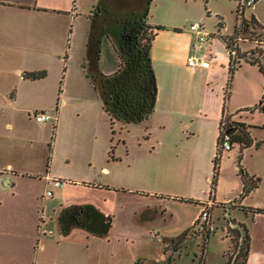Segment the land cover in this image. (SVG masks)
<instances>
[{
  "label": "rangeland",
  "instance_id": "obj_1",
  "mask_svg": "<svg viewBox=\"0 0 264 264\" xmlns=\"http://www.w3.org/2000/svg\"><path fill=\"white\" fill-rule=\"evenodd\" d=\"M98 2L99 0H77V11L79 13L87 12L92 5H96ZM100 5L103 12L96 15L101 19L100 21L97 19V22L102 23V19H105L103 20L104 29L109 30V38L102 36L100 56L97 62L95 43L90 41L91 36L90 38L87 36L86 29L89 21L84 14H78L74 26L70 22L67 25L64 23L61 25V21L54 22L46 19L42 29L32 26L28 17L13 16L11 19L6 18L7 31H10L7 34L4 33L3 20L5 19L0 18V53L14 54L8 62V66L25 68V66L39 63L42 66L40 69L47 71V76L38 80L37 83L26 80L21 82L15 74H12L11 80L15 85L7 91L8 95H0V148L11 143L25 151V159H27L25 166L34 174V178H24L20 185L15 187L18 197L16 200L24 201L25 207L22 210H27L26 215L30 213L31 220L32 210H36L38 205L40 206L42 199H44L48 210L52 209L53 205H57L56 202L62 195L67 200L72 198L101 199L104 191L86 185L85 182H80L83 180L82 176L92 182H104L107 177L113 178L115 183L122 184L119 187L125 188L135 186L133 185L136 184L135 181L137 184L139 183L140 179H134V175L136 177H138L137 175L144 176V184L148 187L156 188L162 192H173L168 194L171 197L168 196L169 198L166 200L163 198V201L173 209L176 215L172 217L169 215L160 216L157 213L153 223L155 231L164 237L163 242H168V245L171 239L187 232L186 243L182 246L181 252L182 257L189 261L194 253L201 251L202 244H204L201 237L195 239V235L192 234L193 228L190 225V220L197 213L200 205L194 202H182L173 197L176 195L186 196L189 193L200 196L207 194L206 183L193 182V153L184 148H166L162 145L146 156L145 164H135V160L132 158L139 156L137 154L141 150L138 147V138L145 126L138 122H131L125 126L122 121H115L114 133L109 135L112 138L110 145L113 149L112 154L122 157V160L108 164L109 174L100 169V164L91 163L88 155L96 146V142L99 141L96 136L104 133L106 129L110 131L111 128L102 109L103 101L100 92L92 87L85 73H94L89 67L90 55L94 58V64L98 65V61H100L101 66L102 64L105 66L107 71L103 70V72L111 73L116 69L117 57L112 42L116 43L117 32L122 27V22L138 20L146 14L147 19L152 22L177 24L183 31L191 30L190 24L199 21L204 31L212 33V36H216L218 33L216 37H219L220 34L232 35L238 16L239 0H149L148 3L147 0H102ZM146 10L147 13H145ZM250 12L257 14L262 19V23H260L262 27L251 28L252 32L247 29L241 33L240 38L236 41L237 46L241 51L259 46L264 52V43L259 44L256 39V35L260 31L264 36V0H255L244 8L246 18L253 14ZM150 31L147 28L148 34ZM192 34L194 33L192 32ZM208 47L203 43L199 50L205 53ZM57 54L60 56L57 57ZM83 62L85 71L82 69ZM236 68L237 72L235 71L233 74L229 98L231 97V104L252 101L251 106L241 107L237 113L249 125L248 129L256 140L243 147L239 142H235L231 149L222 151L217 164V174L215 175L217 182L213 192V196L218 201L230 195L238 185L241 187L237 163L247 170H256L260 173L259 176H262L261 188L264 192V110L256 106L262 97L264 74L258 64L244 60H240V64ZM3 82L4 80H0V94L6 92L2 87ZM59 83L62 85L59 86ZM58 87H61L60 93ZM16 91H21V96L14 100L11 97ZM33 94L37 100L31 98ZM2 100H7V104L1 102ZM62 100L63 103H61ZM35 110H46L53 117L46 121H38L33 115ZM56 112L61 119L59 125L55 120ZM7 121L11 123L10 127L5 126ZM53 124H55V131ZM128 152L131 156L129 159L125 158V154ZM46 172L50 174L47 177L55 176L66 179L65 183H68L66 191L62 193V189H60L62 184L55 185L52 179L49 180L47 177L45 179ZM84 173L89 175L85 176ZM147 176L149 177L146 178ZM211 176H214V173H211ZM67 179L77 182L71 184ZM109 192L116 193L113 194L115 196L112 200L107 202L108 206L110 205V210L115 211V213L113 212L112 230L115 233L123 229L125 216L130 214L128 210L138 206L141 200L134 198L137 196H130L127 193L114 192L113 190H109ZM203 204L208 205V212L211 213L212 207L207 202ZM233 205V203L219 204L228 211ZM7 211L3 210V214ZM215 211V222L212 221L214 225L217 224L219 230L217 229L209 237V264L220 263L217 254L214 253L216 249L215 233L220 232L221 224L232 228L236 222L229 216V213L222 215L219 208ZM242 215L240 211L236 210L232 217L238 219ZM133 249L139 257L147 255L148 264H157L161 257L159 247L154 250L152 244L150 246L148 243L142 242L140 246H135ZM47 251L46 248V254ZM127 259L126 255L123 264H126ZM117 262L120 264V258ZM45 264H48V261H45ZM136 264L145 263L138 260Z\"/></svg>",
  "mask_w": 264,
  "mask_h": 264
},
{
  "label": "crops",
  "instance_id": "obj_2",
  "mask_svg": "<svg viewBox=\"0 0 264 264\" xmlns=\"http://www.w3.org/2000/svg\"><path fill=\"white\" fill-rule=\"evenodd\" d=\"M100 2L101 0L96 5L100 4ZM76 4L77 0H0V18L5 19L3 20L4 33L10 32L7 31L6 18L11 19L13 16L28 17L32 26L42 29L46 19L54 22L61 21V25L63 23L67 25L70 22L74 26L78 14H84L85 18L89 21L86 29L87 36L90 38L91 33L95 35V37H91L90 41L95 43V51L98 49L97 53H95L97 62L100 56L102 36L109 38V30H105V33L102 32L105 26L103 20L105 19H102V23L97 22L99 17H96V15L102 13L103 9L99 12L95 11L96 14L94 15L92 10L96 5H92L87 12L79 13ZM254 16L262 23V19L257 14H254ZM148 21L151 24H161L159 22ZM163 25H165V28L159 29L155 33L150 48V56L157 85L156 100L153 109L148 113L147 117L138 122L139 124H143L145 129L140 133V137L138 138V147L141 150L137 154L139 156L132 159L135 160V164H145L146 156L162 145L166 148H184L186 151L193 153V182L198 184L206 183V189L208 190L209 188V190L208 192L206 190L207 194H203L202 196L189 193L186 196L176 195L173 197L182 202H194L200 205L197 213L190 220L191 227L201 212V202L212 203L210 205L212 207L210 219L213 229L210 231L209 237L218 229L217 224L215 223L214 225L213 221L215 222V210L219 208L222 211V215L229 213V216L235 219L236 222L246 225L250 236L247 264H264V213L253 211V207H264V192L261 188L260 182L262 176H259L260 173L256 170H247L245 168L249 174L258 176L260 180L255 188L243 196H240L242 180L238 175L241 187L238 185L230 195L221 201L215 199L214 196L209 197V179H211V173H213V158L217 149L220 119L225 112L229 113L232 119L246 123L242 117H239L237 111L241 107L251 106L252 101L231 104V97L229 98L231 87L229 96L226 99L224 98L225 86L228 79L230 51L224 41L220 37H216L219 33L216 36H212L211 33L208 41H202L197 47H193L192 44L196 39L194 31H192L194 34L189 29L183 31L177 24L163 23ZM98 37L99 41H97ZM203 43L209 46L205 53L199 50ZM114 45L115 43L112 42L115 50ZM208 51L211 53L210 63L207 67L187 64L186 57L190 52L203 55L207 54ZM115 53L118 64L116 50ZM12 54L0 53V80H4L2 87L6 90V92L0 94L1 96L8 95L7 91L15 85L11 80L12 74H15L21 82L26 80L27 82L36 83L47 76V71L44 76L39 78L26 76L27 71L42 68L39 63L25 66V68L9 67L8 62L14 56ZM57 55V57L60 56V54ZM63 58L65 59V56ZM90 58L89 67L94 73L98 71L103 72L106 69L103 64L101 66L100 61H98L97 65L96 63L94 64V58L91 55ZM84 66L83 62V70L85 69ZM235 71L237 72V68H235L234 73ZM85 76L94 88L88 74L85 73ZM233 78L234 76H232L231 83ZM61 85L59 83V86ZM58 88V92L60 93L61 87ZM59 93L57 94L59 95ZM20 96L21 91H16L11 98L17 100ZM31 98L36 99L34 94L31 95ZM1 102L7 104L8 101L2 100ZM61 103H63V100ZM102 109L108 123L109 115L103 106ZM55 120L58 121L57 124L59 125L61 119L60 115H57V112ZM5 126L10 127L11 123L7 121ZM53 126L55 131V124ZM110 131L106 129L104 133L96 136V139L99 141L96 142V146L88 155L91 163L100 164V169L105 170L106 174H109L108 171H110L108 164L122 160V157L112 154L113 149L110 145L112 138L109 136L112 132ZM252 138L253 142H255L256 138ZM125 156L127 159L131 158L130 152L126 153ZM25 157L26 152L20 150L19 147L13 146L11 143L0 148V264H45V261H48V264H118L117 260L119 258L120 264H123L126 255L128 256L126 264H136L138 260H142L143 263L148 264V256L139 257L133 249L135 246H140L142 242L148 243L150 246L152 244L154 250H157L159 247L161 257H159L157 264H162L167 258L173 259L171 264H197L200 257L204 264H209V238L204 246H202L201 251L194 253V256L189 261L182 257V247L176 251L168 249L164 252V248L168 242L164 243V237L158 231H155L153 221L157 213L160 216L169 215L172 217L176 215L173 209L168 207L166 202L163 201V198L166 200L171 197L168 194L173 192H162L156 188L148 187L144 184L145 177H141L140 175H137L138 177L136 175L133 176L136 180L140 179L138 180V184L135 181L134 183L136 184H133L135 186H128L126 188L119 187L122 184L115 183L113 178L107 177L104 182H92L82 176L83 180L80 182H85L87 183L86 185L104 191L101 199L80 200L72 198L71 200H67L62 195L57 200V205H53L50 210L46 209V203L42 199L40 206L38 205L36 210H32V219L30 220V213L26 215L27 210H22L25 207L24 201L21 199L16 200L18 197L15 193V187L19 186L24 178H34L33 172L25 166L27 161ZM88 175L86 174L85 176ZM47 176H50V174L46 172L45 179ZM62 180L60 189H62L63 193L66 191L68 183H65L66 179ZM67 181L69 180L67 179ZM69 182L74 184L77 181L70 180ZM109 190L137 196L134 198L141 200L138 206H135L132 210H128L130 214L129 216L126 214L127 217L125 216L123 229L115 233L112 232L113 214L115 211L110 210V205L108 206L107 202L111 201L113 196H115L113 194L116 193L111 194ZM229 201H232L234 204L229 208V211L218 204ZM82 203L93 204L103 213L104 220H110L111 225L106 234L99 235L80 227H74L67 233L62 232L58 220L61 208L69 204ZM3 210L8 211L3 214ZM236 210L243 214L238 219L234 216L232 217V214ZM220 228V232L215 233L214 241L216 249L214 253L217 254L220 260L219 264H226L228 258L227 251L230 249L231 241L227 234V226L221 224ZM181 236L171 239L169 243ZM195 237L197 239L201 236ZM184 243L186 242L184 241ZM46 248L48 249L47 254L45 252ZM115 257L117 258L114 260Z\"/></svg>",
  "mask_w": 264,
  "mask_h": 264
},
{
  "label": "trees",
  "instance_id": "obj_3",
  "mask_svg": "<svg viewBox=\"0 0 264 264\" xmlns=\"http://www.w3.org/2000/svg\"><path fill=\"white\" fill-rule=\"evenodd\" d=\"M148 2L149 0H147V3ZM100 4L96 5L92 10L94 15L96 14L95 11H101ZM243 11L244 10L239 13V9L237 10L238 16L234 33L232 35H219L230 51L225 99L229 96L231 79L235 68L240 64V60L258 64L259 69L264 74V52L261 48L257 46L249 50L241 51L237 46L236 41L241 33L247 29L252 32L251 28L262 27L253 14L249 18H246ZM145 13H147V10ZM145 15L142 18H138V20H127L122 22L123 25L117 32L118 37L114 45L118 55L117 68L111 73L98 71L93 74H88L94 88L96 90L98 89L100 92L103 101L102 106L109 115L112 133H114L113 125L115 121H122L125 126L131 122H139L147 117L155 104L157 85L150 56V48L155 33L159 29L165 28V25L151 24ZM147 28L151 30L149 34L147 33ZM102 32L105 33V29ZM253 32L255 33L254 30ZM91 37H95L94 33H91ZM256 39L259 41V44L264 43V36L261 31L256 35ZM97 41H99V37ZM232 49L235 50L234 53L231 52ZM96 51H98V49H96ZM45 73V69L30 70L26 72V76L30 78H39L44 76ZM256 106L264 110V89L261 100ZM222 120L224 121L225 130L231 136L233 144L239 142L240 146L243 147L253 142L248 124L243 121L232 119L230 114L225 112L220 122H222ZM218 142L219 137L217 139L216 153L213 158L214 176H212L210 180L209 197L214 195L217 164L222 154ZM237 167L238 174L242 180L240 196H243L258 185L260 178L256 175L249 174L239 163H237ZM228 203L232 204L233 202H220L218 204ZM201 204H203V202H201ZM253 211L264 213V207H253ZM58 220L63 233L69 232L74 227H80L99 235H104L108 232L111 225L110 220H104L103 213L91 203L69 204L62 207ZM234 225L235 226L232 228L227 227L231 246L227 251L228 258L226 264H247L250 245L248 229L245 224L240 222H235ZM192 234L201 236L205 244L209 238L210 231L204 230L201 232H193ZM186 237L187 232L181 237L171 241L169 245L167 244V246H165L164 252L168 249L173 251L180 249L184 245ZM204 244H202V246H204ZM172 260L171 258H167L162 264H171ZM201 260L200 257L197 264H204Z\"/></svg>",
  "mask_w": 264,
  "mask_h": 264
},
{
  "label": "built area",
  "instance_id": "obj_4",
  "mask_svg": "<svg viewBox=\"0 0 264 264\" xmlns=\"http://www.w3.org/2000/svg\"><path fill=\"white\" fill-rule=\"evenodd\" d=\"M253 2H255V0H239V5H238L239 13H241V11L244 10V8L246 6L251 5ZM243 14H244V11H243ZM190 29L192 31H194L196 34V39L192 44L193 47H197L199 45V43H201L202 41L208 40L211 37V33L207 32V31L205 32L202 24L199 21L192 22L190 24ZM231 52L234 53L235 50L232 49ZM210 53L211 52L208 51L207 54L202 55V54L190 52L186 57V62L188 65H191V66L207 67L210 63ZM33 115H34L35 119L38 121H46V120H49L53 117V115L46 110H39V111L35 110L33 112ZM218 137H219L218 145H219L221 151L229 150L233 147V143L231 141V136L225 130L223 120H222V122H220V125H219ZM48 178H49V180L52 179V181L55 185H61L63 182L62 179L57 178L55 176H51ZM207 204H209V206H210L212 203H207ZM207 206L208 205H204V204L202 205L201 212H200L199 216L197 217L196 221L194 222V224L192 226L194 233L195 232H201L204 230L211 231L213 229L212 222L210 219V213L208 212Z\"/></svg>",
  "mask_w": 264,
  "mask_h": 264
},
{
  "label": "water",
  "instance_id": "obj_5",
  "mask_svg": "<svg viewBox=\"0 0 264 264\" xmlns=\"http://www.w3.org/2000/svg\"><path fill=\"white\" fill-rule=\"evenodd\" d=\"M105 219H106V217H105Z\"/></svg>",
  "mask_w": 264,
  "mask_h": 264
}]
</instances>
